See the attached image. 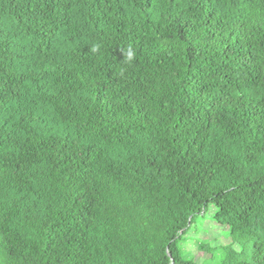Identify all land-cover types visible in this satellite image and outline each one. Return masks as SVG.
<instances>
[{
    "label": "trees",
    "instance_id": "trees-1",
    "mask_svg": "<svg viewBox=\"0 0 264 264\" xmlns=\"http://www.w3.org/2000/svg\"><path fill=\"white\" fill-rule=\"evenodd\" d=\"M212 207L264 264V0H0V264H195Z\"/></svg>",
    "mask_w": 264,
    "mask_h": 264
},
{
    "label": "rangeland",
    "instance_id": "rangeland-1",
    "mask_svg": "<svg viewBox=\"0 0 264 264\" xmlns=\"http://www.w3.org/2000/svg\"><path fill=\"white\" fill-rule=\"evenodd\" d=\"M214 211L215 208L212 207L211 213L206 215V220L192 226L180 242L179 248L186 260L195 264H221L220 253H216L211 248L228 245V232L226 233L213 222L211 215ZM203 246L213 252L212 256L200 251Z\"/></svg>",
    "mask_w": 264,
    "mask_h": 264
},
{
    "label": "clouds",
    "instance_id": "clouds-1",
    "mask_svg": "<svg viewBox=\"0 0 264 264\" xmlns=\"http://www.w3.org/2000/svg\"><path fill=\"white\" fill-rule=\"evenodd\" d=\"M99 50H100L99 44H97L96 46L91 48V51L93 53L99 52ZM121 52L123 54V60L121 63H125L129 66L133 65L136 58H137V52L135 50V47L132 44H128L126 50L121 51ZM124 71H125V69H123V68L120 69V75L121 76H123Z\"/></svg>",
    "mask_w": 264,
    "mask_h": 264
}]
</instances>
